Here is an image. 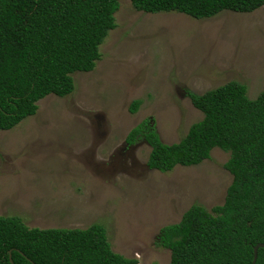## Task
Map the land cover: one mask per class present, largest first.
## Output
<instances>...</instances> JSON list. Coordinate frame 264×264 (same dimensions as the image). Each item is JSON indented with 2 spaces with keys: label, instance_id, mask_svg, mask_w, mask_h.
<instances>
[{
  "label": "rangeland",
  "instance_id": "rangeland-1",
  "mask_svg": "<svg viewBox=\"0 0 264 264\" xmlns=\"http://www.w3.org/2000/svg\"><path fill=\"white\" fill-rule=\"evenodd\" d=\"M114 17L94 69L71 74L72 92L44 96L33 115L0 131V215L40 228L97 222L114 252L168 264L158 229L191 204L209 211L223 202L228 152L214 147L199 164L161 172L146 165L148 143L125 136L147 120L161 142H177L202 117L187 91L230 80L249 98L264 91V6L194 18L119 0Z\"/></svg>",
  "mask_w": 264,
  "mask_h": 264
},
{
  "label": "trees",
  "instance_id": "trees-1",
  "mask_svg": "<svg viewBox=\"0 0 264 264\" xmlns=\"http://www.w3.org/2000/svg\"><path fill=\"white\" fill-rule=\"evenodd\" d=\"M129 2L138 11L194 18L264 6V0ZM118 7L119 0H0V131L33 115L44 96L70 94L72 73L94 69L100 43L116 26ZM187 96L202 117L177 142H161L147 120L133 126L125 142L143 138L151 147L147 167L161 172L199 164L218 147L228 152L223 167L231 181L221 204L209 211L191 204L177 222L158 229L155 244L169 250L168 264H250L253 246L264 242V91L249 98L245 84L230 80ZM139 104L132 100L130 112ZM0 264L138 261L114 252L100 223L40 228L16 215H0ZM254 264H264V247H257Z\"/></svg>",
  "mask_w": 264,
  "mask_h": 264
},
{
  "label": "water",
  "instance_id": "water-1",
  "mask_svg": "<svg viewBox=\"0 0 264 264\" xmlns=\"http://www.w3.org/2000/svg\"><path fill=\"white\" fill-rule=\"evenodd\" d=\"M257 247H264V242L256 243L253 246V257H252V260H251V263L250 264H254V261H255V258H256V250H257Z\"/></svg>",
  "mask_w": 264,
  "mask_h": 264
}]
</instances>
